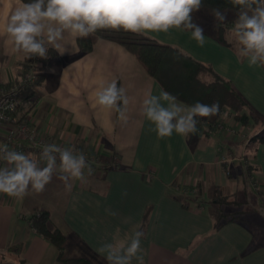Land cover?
Instances as JSON below:
<instances>
[{
  "label": "crops",
  "instance_id": "1",
  "mask_svg": "<svg viewBox=\"0 0 264 264\" xmlns=\"http://www.w3.org/2000/svg\"><path fill=\"white\" fill-rule=\"evenodd\" d=\"M20 3L0 0L1 29ZM147 35L211 64L232 82L248 102L249 113L258 118L244 126L239 123L248 129L244 132L238 124L236 136L214 128L189 137L173 132L159 138L141 106L147 94L168 92L161 83L116 41L96 36L93 49L82 53L77 39L65 34L61 43L67 51L54 49L57 56L44 69L39 102L29 122L56 145H76L79 152L100 157L89 164L90 175L85 169L84 179L69 181L70 189L55 173L40 193L30 191L22 199L0 193V264H63L57 247L30 221L42 211H48L52 226L70 239L71 255L91 264H108L100 247L127 245L137 230L143 233L137 253L142 261L133 258L131 264H264L262 214L256 213L261 226L252 218L217 227L210 211L216 188L249 201L245 209L264 203V67L249 66L232 45L210 32H204L203 47L187 31ZM6 39L0 34L2 84L17 81L28 61L14 54ZM113 79L130 98L127 123L114 110L95 103L96 89ZM176 102L185 111L190 106L177 97ZM9 127L0 124V145H7ZM255 135L260 138L252 139ZM18 141L32 145L24 138ZM248 145L251 156H245ZM24 153L40 156L35 150ZM223 157L229 160L223 162ZM246 162L252 164L249 175L244 173ZM0 167L11 166L0 160Z\"/></svg>",
  "mask_w": 264,
  "mask_h": 264
},
{
  "label": "clouds",
  "instance_id": "2",
  "mask_svg": "<svg viewBox=\"0 0 264 264\" xmlns=\"http://www.w3.org/2000/svg\"><path fill=\"white\" fill-rule=\"evenodd\" d=\"M236 18L227 27V10H211L215 27L225 28V39L238 57L249 66L264 67V0H230ZM203 7V0H21L3 26L6 43L20 58H48L49 46L63 54L65 34L73 39H86L100 30H123L135 34L168 33L172 29L191 33L200 47L206 43L204 29L193 19ZM95 103L102 109L114 110L118 119L127 123L130 98L116 79L102 83L94 92ZM142 115L154 126L159 138L183 137L197 133V118H211L220 113L218 100L211 104L196 101L187 111L168 92L147 94L142 102ZM14 105H7V109ZM0 118H3L0 113ZM0 160L11 167H0V193L22 199L30 191L40 193L55 173L71 188L69 181L84 179L92 173L82 152L61 148L55 143L42 147L39 159L32 153L10 150L0 145ZM43 161V166H41ZM115 214V213H113ZM143 233L134 231L127 245L103 244L99 251L108 264H131L142 261Z\"/></svg>",
  "mask_w": 264,
  "mask_h": 264
},
{
  "label": "trees",
  "instance_id": "3",
  "mask_svg": "<svg viewBox=\"0 0 264 264\" xmlns=\"http://www.w3.org/2000/svg\"><path fill=\"white\" fill-rule=\"evenodd\" d=\"M216 7H219L221 11L227 10V16H229L227 27H231V22L235 19L231 16L235 14L236 9L231 5L230 0H203V7L200 11L193 13V19L203 27L204 32H210L220 41L226 42V29H217L215 23L212 22L211 10ZM96 36L116 41L124 46L137 58L146 72L161 83L164 89L189 105L196 101L206 104H211L216 100L219 101L220 113L217 121L215 120L209 124L205 123L204 125L203 118H197L200 123L197 124L198 131L194 135L208 133L214 128L224 126L225 124L219 120H221V114L226 112V109L233 114L235 120L245 125L254 123L252 120L258 118L257 115L249 113L248 102L229 79L216 71L211 64L197 60L181 48L161 42L147 34H135L123 30H100L95 33ZM95 37L89 36L86 39H77L82 53L93 49ZM56 56V51L49 48L47 59L40 58L37 60L36 57L27 59L21 76L29 73L33 66L37 74L30 83L20 85L19 103L17 109L11 115L17 122H26L30 125L29 116L39 102V87L43 83L44 69L51 64ZM12 84L6 83L4 85L11 86ZM258 138H260L258 135L252 137V139ZM88 153L90 155L96 154L92 151H88ZM96 157L99 158L100 156L96 154ZM244 173L247 175L252 173V164L245 165ZM247 204H249V201L246 199L241 200L236 194L227 195L220 188H216L210 206L216 226L220 227L224 222L236 219L250 222L247 216L249 212L259 213L264 217V203L253 207L254 211L253 209H245L244 206ZM229 207H234V209L229 210ZM30 221L37 232L57 247L60 262L63 264H91L86 258L71 255L70 239L60 229L52 226L48 211L34 214Z\"/></svg>",
  "mask_w": 264,
  "mask_h": 264
},
{
  "label": "built area",
  "instance_id": "4",
  "mask_svg": "<svg viewBox=\"0 0 264 264\" xmlns=\"http://www.w3.org/2000/svg\"><path fill=\"white\" fill-rule=\"evenodd\" d=\"M35 73H27L25 76H20L18 79V84H14L10 87L5 86L4 84L0 83V113H2L3 118H0V124H9V125H15L16 124V119L12 118L11 115L12 113L17 109L18 103H19V98H18V94H19V89H20V85L21 84H26V83H30L32 80L35 79ZM14 105V108L12 109H7V105ZM18 125L17 124V128L16 131L14 132H10L8 134L5 135L4 140L7 142V146L10 150L11 147L10 145L13 146L14 150L16 151H21V152H25L28 149H33L35 150L37 153H41L42 151V147L46 144H52L50 139H46L45 137H40L39 135H37V133L31 129V126L28 125L27 123ZM14 130V129H13ZM18 132H24L26 133L24 137H20L18 135ZM20 138H24L26 140H28L30 142V144L32 145H25L22 142H19L18 139ZM61 148H65L62 145H59ZM33 147V148H30ZM70 148V147H68ZM75 149V148H74ZM77 151V150H76ZM79 152V151H77ZM87 163L88 164H92V163H96V161H98V158L95 155H85ZM225 160V158H223ZM223 160V161H224ZM228 157L227 160L228 161ZM248 164V162H246V165ZM227 173L229 174L230 171L228 170ZM252 183L254 186H256L257 188V183L256 181H253Z\"/></svg>",
  "mask_w": 264,
  "mask_h": 264
},
{
  "label": "rangeland",
  "instance_id": "5",
  "mask_svg": "<svg viewBox=\"0 0 264 264\" xmlns=\"http://www.w3.org/2000/svg\"><path fill=\"white\" fill-rule=\"evenodd\" d=\"M21 1V0H20ZM0 11H1V7H0ZM228 15V14H227ZM229 16H227V18H228ZM232 18H236V16H235V14H233L232 16H231ZM4 18L2 17V15L0 14V21L1 20H3ZM3 29H1L0 28V34H2L3 33V31H2ZM92 37H95V34L94 35H91ZM37 58V60H39L40 59V57H36ZM64 61L66 60V59H63ZM62 60V61H63ZM40 63V62H39ZM38 63V64H39ZM39 65H41V64H39ZM46 70V69H45ZM35 73V74H37V72L34 70V66H33V68L31 69V71L29 72V73ZM18 82V80L16 81L15 80V82H11V83H17ZM14 84H12V85H14ZM11 85V86H12ZM6 86V85H5ZM8 87H10V86H8ZM39 90H40V88H39ZM41 92H42V89H41ZM34 111V110H33ZM32 111V112H33ZM30 113V115L31 114H33V113ZM222 115V118H221V120H219V121H221V122H225L226 123V127H220V129L218 128V130H223V129H225V130H227L229 133H232V134H234L235 136H236V134H237V132H235V129H237V127H238V124L240 123V122H238L237 120H235V119H232L233 117H230V115H229V112H228V109H226V112H224V113H222L221 114ZM221 115H220V117H221ZM219 118V114L217 115V116H214V117H211V118H203V122H204V125H205V123L206 124H209L210 122H213V121H217V119ZM236 122V123H235ZM26 122H22V123H19V122H17V120H16V124L13 126V125H10L11 127H9V128H11V129H9L10 131L9 132H14V131H16V128L18 127L17 126V124L18 125H20V124H25ZM9 125V124H8ZM21 125V126H22ZM240 125V129L242 128V131H247V129L248 128H243L242 126H241V124H239ZM243 126H244V124H243ZM14 129V130H13ZM31 129L34 131V133L36 132L37 133V135H39L40 137H45L46 139H48L47 137H46V135H43L42 133H40L38 130H36V129H34V127H32L31 126ZM25 134L26 133H22V132H18V135L20 136V137H24L25 136ZM224 134H227L226 132H224ZM221 135V134H220ZM223 135V134H222ZM219 136V135H218ZM221 137V136H220ZM51 141V140H50ZM51 143H53L52 141H51ZM59 146V145H58ZM65 147V146H64ZM30 148H33V147H30ZM65 148H68V147H65ZM75 150H77V151H80V150H78L77 149V147H76V145H75ZM242 149V148H241ZM250 147H249V145H248V150L246 149V153H248L249 154V156H251V151H250ZM29 150H32L33 151V149H29ZM84 155H89V153L88 152H82ZM122 154H123V152H121ZM39 154V153H38ZM223 158H225V160H227V157H223ZM222 158V161L224 160ZM248 159V162H249V158H247ZM223 161V162H226V161ZM228 171V170H227ZM231 172V171H230ZM252 181V180H251ZM232 209H234V207H229V210H232ZM251 214V216H248V219L250 220V219H254V221H255V224L257 223V225H259L260 224V226H261V224H262V220L259 218V216L256 214V213H250ZM246 216V215H245ZM247 217V216H246ZM261 227H264V225H262ZM260 227V228H261ZM257 231H259V232H261L260 231V229L258 228V226H257ZM263 232H264V229L262 230Z\"/></svg>",
  "mask_w": 264,
  "mask_h": 264
}]
</instances>
